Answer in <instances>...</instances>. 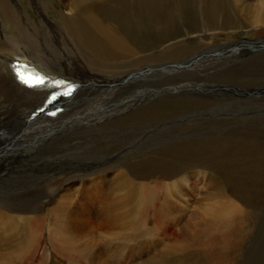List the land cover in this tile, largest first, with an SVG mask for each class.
<instances>
[{"label":"bare ground","instance_id":"6f19581e","mask_svg":"<svg viewBox=\"0 0 264 264\" xmlns=\"http://www.w3.org/2000/svg\"><path fill=\"white\" fill-rule=\"evenodd\" d=\"M55 1L61 7L58 14L53 12ZM189 1L179 0L185 23L180 26L173 9L177 0H31L41 16L39 22L22 10L19 1L0 0V27L8 31L0 32V126L7 124L0 139V182L15 173L26 159L38 162V166L25 167L47 176L33 181L28 186L31 189L0 198V264H47L46 241L51 243V255L62 264H166L171 260L184 262L194 255L199 261L204 257L199 249L208 251L207 247L217 241L206 239L211 237V231L231 226L215 221L216 214L209 215L208 207H197L186 219L192 206L191 170L206 168L219 174L221 168H230L236 180L239 167L255 163L257 148H261L256 140L264 137V127L241 130L236 126L226 133L233 138L184 141L180 145L174 142L110 170L73 173V167L94 164L95 159L108 156L133 136L112 144L115 132L155 126L165 117L170 120L176 103L183 104L152 100L127 113L121 109L133 95L127 91L131 79L155 77L159 63H170L178 56L215 45L213 35L218 32L260 28L255 35L264 33L263 9L258 10L249 26L242 15L233 22V14L223 8L222 0H203V9L198 12L202 11L204 18H197V5ZM187 3L190 10L185 7ZM51 12L55 20L46 17ZM200 19L205 20L206 29L200 26ZM222 20L224 23L218 26ZM44 46L59 63L49 64L41 58ZM45 55L50 57L51 53ZM17 58L52 77L74 80L76 90L60 104L61 112L51 116L41 111L53 87L47 83L35 87L22 84L12 64ZM233 62H217L215 66L209 63L202 72L236 78L264 71V65L256 60ZM167 81L171 83L169 78ZM20 101L23 107L21 114L13 118L15 122L1 117L2 112ZM113 108L121 112L109 116ZM190 125L184 126V131L191 129ZM176 129H168L169 134ZM75 151L78 155L72 154ZM86 175L90 177L84 178ZM45 180L52 192L49 198L36 202L33 193L41 188L39 181ZM234 183L237 186L231 184L228 189L231 193L248 190L241 180ZM219 190L206 192L219 195ZM224 194L227 196L226 190ZM229 207L233 209H228V215L240 214L238 206L229 202ZM188 244L193 251H184Z\"/></svg>","mask_w":264,"mask_h":264},{"label":"rangeland","instance_id":"374dc122","mask_svg":"<svg viewBox=\"0 0 264 264\" xmlns=\"http://www.w3.org/2000/svg\"><path fill=\"white\" fill-rule=\"evenodd\" d=\"M17 1H19L24 12H26L31 18H35V21H40L41 16L39 11L31 0ZM222 2L224 4L223 8L229 9V14H233V18H231L233 22L237 19H241L239 15H242V17L245 18L244 20H247L246 22L249 26L252 25V20L254 16L258 14V10H264V6H262L264 5V0H262V2L261 0H247L246 3L241 0H222ZM189 3H195L197 5L195 12L197 18H204L202 11L198 12L199 8L203 9V0H190ZM240 5H242V7ZM53 7V12L58 14L61 7L56 3V1ZM174 7V17H177V25L179 24L180 26H185L182 16L183 6H181L179 0H177V2L173 5V9ZM185 7H188L189 10L191 9L188 3L185 4ZM53 12H51V16L46 17L50 20H55L56 17ZM200 21L202 25H199L203 29H206L205 20L200 19ZM223 23V20L219 21L218 26H221ZM4 31H7L6 27L3 29L0 27V32L2 33ZM259 31L260 28H255L253 30L252 28H245L244 31L232 29L231 32H218L213 35V39L216 42L215 45H212L209 48H201L196 52L186 54L187 56H181V58L178 56L170 63H159L160 69L155 77H147V79H143V77L131 79L128 82L127 91H132L133 95H131V98L126 99L127 102L125 100L123 104L124 106L121 109L127 113H131L140 107L159 99L161 101H183V104L181 103L182 105L179 106L178 103H176L175 115L171 117L170 120L165 117L164 120L160 121L155 126L141 125L139 127H134V129L131 128L129 130L122 131L119 134L115 132L112 136V144L120 141L122 137L124 138L129 135L133 136H129L130 138L125 142V144H123L122 147L112 151L108 154V156L98 157L101 156L98 155L94 164H86L85 166L78 165L73 167V169H75L73 173L84 175L89 174L92 171H103L104 169L110 170L113 167H117L120 164L133 160L137 157V155L142 156L144 154H149L153 150L164 148L165 145H170L174 142L177 143V145H180L184 141L187 143L208 140L212 141L215 139H223V137L233 138L234 136L226 135V133L234 129L236 126H240L242 128L241 130L264 127V71L258 74L236 78L220 77L213 73L202 72L203 68L206 67V64L214 62L212 66H215L217 62L221 63L223 61H229V63L232 64L233 61V63H239L245 59L253 61L256 60L257 62L262 63L261 65L263 66L264 33L256 36L255 33ZM45 52L51 53V56L47 57ZM39 55L49 64L55 65L57 62L59 63L55 54L45 46ZM168 78L171 83L167 81ZM153 83L155 85H153ZM138 85L142 88L140 89ZM217 89L218 91H216ZM207 95H210V97L207 98ZM222 96H224V98H222ZM130 100L131 102H129ZM22 104L23 101H20L18 104H13L9 107L10 109L8 112H2L1 117H8L10 120H13L15 116H19L21 114L19 110L22 109ZM190 107L192 108L190 111L191 113L188 112V110H183ZM67 109L68 108H66L63 113H66ZM120 112L121 111L116 108L110 109L109 116ZM15 119L13 120L14 122ZM188 124H191V129H185L184 131L183 127ZM172 127L177 129L176 131H174V129V132L170 135L168 129ZM258 137L260 140H256L258 144L257 147L261 148H257L256 161L253 163L255 166L251 165L246 168L239 167L237 174H235L237 178L236 180L233 179L234 177L231 174L230 168H221V173L219 174L206 168H193L191 170L192 175L189 182L191 183V187L193 189L189 199L190 203L192 202V206L188 208L190 211L188 212V215H186V219L192 215V211H195L197 207H208L209 213L211 212L209 215L215 212V221L221 224L229 223L228 225L231 224V226L223 231V228L219 232L211 231V237L207 235L208 237H206V239H208V241H210L209 238H216L217 241L207 247L208 251H205L202 248L199 249L200 253L204 256L202 258L203 260L197 261V256L194 255V257H192L193 259H184V262H173L171 260V262L166 264H264V147H262L264 144L261 143L264 142V137ZM148 143L151 144L149 145ZM213 144L216 145L219 143L213 142ZM72 154L78 155L76 151ZM80 157L82 158V156ZM84 158L85 157L82 159ZM253 159L255 160V158ZM22 162L20 163V167L15 169L17 173L15 172L11 174V176L5 177L7 180L0 182V198L5 197V195L10 196L14 195V193H20L25 189H31L32 186H28L32 185L33 181L37 182L40 178L44 179V173H35L34 171H30V168L25 167L27 165L38 166V162L30 161L29 159L23 160ZM45 167H42V169ZM39 170L41 171V169H38L37 171ZM88 176L89 175H86L84 178H88ZM180 176L179 179L183 177V174ZM237 180H241L248 190H238L231 193L228 189L232 187L231 184L237 186V184L234 183ZM164 182L170 183L173 182V180H166ZM39 183L38 187L41 188L37 192L33 193V197L36 202H42L44 199L49 198V195L52 192V189H50L47 184V180L39 181ZM46 185L49 189L46 188ZM219 189H221V191ZM200 190H204L203 193ZM207 190L211 192L219 190L220 193L219 195H207ZM224 190H226L227 196L224 194ZM163 191L164 189L162 192ZM245 194L249 196H245ZM229 202L239 207V215L236 212L228 215V209H233L232 207H229ZM211 207H213V209ZM206 218H209V216H206ZM46 237H48V234ZM48 242L50 241H46L44 245V258L49 256V262L47 264H62L57 258H54V256L51 255L52 246H50L51 243L49 244ZM187 250L190 252L193 251V248L190 249V244H188V247L184 245V251ZM193 253L197 254L198 251ZM177 254H181L182 256V253Z\"/></svg>","mask_w":264,"mask_h":264},{"label":"snow or ice","instance_id":"6c2138e0","mask_svg":"<svg viewBox=\"0 0 264 264\" xmlns=\"http://www.w3.org/2000/svg\"><path fill=\"white\" fill-rule=\"evenodd\" d=\"M18 78L21 80V82H23L24 84L30 86V87H35L37 85H41L44 84V78L43 77H37V76H33V75H25L24 73H17ZM63 83V82H61ZM71 89H69V93L70 94Z\"/></svg>","mask_w":264,"mask_h":264}]
</instances>
